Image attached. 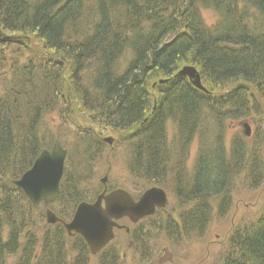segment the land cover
<instances>
[{
  "label": "trees",
  "instance_id": "obj_1",
  "mask_svg": "<svg viewBox=\"0 0 264 264\" xmlns=\"http://www.w3.org/2000/svg\"><path fill=\"white\" fill-rule=\"evenodd\" d=\"M202 11L213 13L211 26ZM13 48L32 55L16 80L2 86L0 78V264H86L89 257L79 236L66 251L58 225L37 236L38 209L12 184L61 138L39 133L51 113L76 114L73 124L91 116L96 127L120 134L116 143L131 152L127 167L141 175L140 190L172 185L174 201L182 191L177 206L188 208L177 227L185 237H203L214 216H227L236 180L247 188L264 183L262 139L252 148L243 134L229 147L224 140L226 122L264 114V0H0V74L19 69ZM185 65L198 71L206 92L176 75ZM102 133L88 127L79 136L92 155L72 175L65 167L57 204L71 207L62 218L84 199L80 181L90 172L86 163L105 152ZM166 225L167 234L176 226ZM234 227L218 264H264V209ZM109 248L104 264H118Z\"/></svg>",
  "mask_w": 264,
  "mask_h": 264
},
{
  "label": "rangeland",
  "instance_id": "obj_2",
  "mask_svg": "<svg viewBox=\"0 0 264 264\" xmlns=\"http://www.w3.org/2000/svg\"><path fill=\"white\" fill-rule=\"evenodd\" d=\"M201 13L204 23L211 26L215 21L213 13L211 11H202ZM38 50L40 49L38 48ZM11 51L19 55L17 61L20 66L17 70L13 68V70L9 69L1 72L0 78L2 77V86L5 84L4 78L6 81H9L11 78H13L12 80H16L21 75L20 69L23 65L28 63L30 56L32 55L30 54V51L25 49L20 50L18 48H13ZM2 74H5V76H2ZM59 116L60 115L57 112L46 115L43 118V121L39 124V133L41 132L44 137H48L50 133L54 136L61 137L60 144L65 147L66 150L68 149L70 151L69 155L67 153L68 159L66 157V168L70 175H72L73 169L76 168L78 160L83 162L88 156L85 155L83 150L84 144H82L78 138V136L84 131H87L88 127L91 128L94 133L95 130L102 131L104 137L109 136L115 140L112 147L107 146L109 148L106 147L105 152L100 157H97V161H88L86 163L88 164L86 167L90 166V168H88L90 169V172H87V175L80 181V187L85 188L81 191L84 199L91 200L94 198L96 193L102 188L100 179L104 175H106V186L110 189L123 188L133 194L139 192L138 186L143 183V179L140 174L129 171L127 167V154H131V152L127 151L125 144L116 143L119 135L101 130L100 127H96L91 116L88 121H78L79 123L76 125L73 124L76 123L78 119L76 114H73L71 118L68 117L67 120H63V118ZM244 121L248 123L250 131V136L246 137V145L252 148V142L256 138L258 142L259 138L262 139V151L264 154V114L261 116H255V118L251 117L245 119ZM225 129L224 140L228 147L231 139L234 136L241 137L244 130L241 123L235 121L226 122ZM172 133V127L168 126V138L172 136ZM87 140L92 139L87 138ZM196 148L197 139H195L190 146V152L187 158L188 168H191L194 163ZM88 157H90V155ZM83 174H85V172ZM240 179L242 180L241 177ZM168 193H170V191ZM69 206L71 207V205L64 201L63 203H60V205L57 204V209L54 207L53 211L57 214H66L70 210ZM177 207L175 201L169 199L166 208L167 213H158L140 221L136 225H131L127 221L121 222L123 225L127 226L131 232L135 229L139 230L138 233L141 238H137L136 240L135 237H129L123 230L116 231L114 240L109 244V249L110 251H113L117 263L218 264L221 255L225 250V241L228 234L231 232L232 227L235 226L234 228H236L237 223L248 225L254 222L257 219L259 212L264 209V183L256 188H247L236 180L234 188L232 189L231 204L227 216L220 218L214 216L213 221L209 224L203 237L189 234L188 237H190L185 238V236L181 235L178 231L177 225L172 227V229H174L171 230L169 234H167V232H162V228L166 223L170 222L167 219L171 218L166 217L172 212V210H175L173 216L177 215L178 221H180V216H183L186 213L187 210L185 208L181 209ZM34 217L38 219V221L36 220L38 223L36 234L41 237L47 227L44 220L43 210L39 209L38 213L34 214ZM64 219H67V215ZM67 238L66 250L70 253L69 247L72 246L73 239L69 237ZM186 241L187 243H185ZM99 258V255L90 256V258H87L86 264H99ZM11 264H13L12 261Z\"/></svg>",
  "mask_w": 264,
  "mask_h": 264
},
{
  "label": "water",
  "instance_id": "obj_3",
  "mask_svg": "<svg viewBox=\"0 0 264 264\" xmlns=\"http://www.w3.org/2000/svg\"><path fill=\"white\" fill-rule=\"evenodd\" d=\"M3 40H8V37H3ZM176 75L186 76L195 88L206 92L201 85L199 73L193 66H183ZM243 127L245 134L248 135V124L244 123ZM104 140L108 143L112 142L111 137H106ZM65 156L66 151L57 140H54L50 150H42L31 167L18 180L13 181L35 208L40 201L47 204L57 198ZM165 204L166 194L158 187L146 189L137 200H134L124 189H115L107 194H99L93 203H79L71 220L63 223V226L67 234L80 235L89 251L95 254L112 240L113 228L119 227L117 220L127 217L130 221L137 222L153 214L155 208H163ZM46 221L54 223L59 219L47 210Z\"/></svg>",
  "mask_w": 264,
  "mask_h": 264
},
{
  "label": "flooded vegetation",
  "instance_id": "obj_4",
  "mask_svg": "<svg viewBox=\"0 0 264 264\" xmlns=\"http://www.w3.org/2000/svg\"><path fill=\"white\" fill-rule=\"evenodd\" d=\"M100 140L103 142V143H105L106 144V141L104 140V138H102V137H100ZM89 149H90V147H89ZM189 152H190V147H189ZM189 152L187 153V156H189ZM99 156H101V155H99ZM188 158V157H187ZM187 158H186V160H185V167H186V170H184L183 171V173L184 174H186V175H188L189 173H190V171L187 169ZM106 176V175H105ZM105 176H103L101 179H100V183L102 184V188L98 191V193H96V195L94 196V198L93 199H91V200H87V199H83L82 201H87L88 203L90 202V203H92V202H94L95 200H96V197L99 195V194H101V193H105V194H107L108 192H110V191H112V190H114V189H116V188H108L107 186H106V177ZM185 178V177H184ZM188 177H186L185 178V180L187 179ZM163 189H164V192L165 193H167L168 194V192H169V189L167 188V187H162ZM142 193V192H141ZM141 193L136 197V196H134V198L133 199H137L140 195H141ZM166 194V195H167ZM183 194V192L182 191H176V200H175V203H176V206H177V200L179 199V196H181ZM168 197V196H167ZM185 197V196H184ZM56 205H57V203H55V202H53V203H51V204H45L43 201H40L39 202V204H38V207H40V206H43L44 207V209H45V212H44V220H46V211L47 210H50L57 218H59V220L61 221L63 218H61V214H57L55 211H53V209H54V207L56 208ZM59 205V204H58ZM76 205V204H75ZM74 205V206H75ZM192 206V205H191ZM167 207V206H166ZM166 207L165 208H163V209H157L156 208V210H155V212H154V215H156V214H158V213H167V211H166ZM184 207H185V205H184ZM184 207H177V208H181V209H183ZM74 208V207H73ZM187 208L188 207H186L185 209L187 210ZM57 209V208H56ZM175 210H172V212L170 213V214H168V216L166 217V218H171V219H167V220H169L170 222H168V223H166L167 225L166 226H170V224H171V222H172V224L173 225H177V223H182V221H184V218H182V215L180 216V221H178V216L176 215V216H173V214L175 213L174 212ZM149 217H151V216H148V217H146V218H149ZM68 218V217H67ZM146 218H143L142 220H144V219H146ZM70 219V217L68 218V219H66V220H69ZM65 220V219H64ZM142 220H140V221H142ZM124 221H127L129 224H131V225H136L137 223H139L140 221H138V222H136V223H133V222H131L128 218H126V217H123V218H121L120 220H118V226H119V229H116V230H123L129 237H135L136 238V240H137V238H141V236H139V233H138V231L139 230H137V229H135L133 232H131L130 231V229L127 227V226H125V225H123L121 222H124ZM47 225V224H46ZM52 225H54V226H57L58 225V227H61V228H63V226H62V222H56L55 224H51V226ZM174 229V228H173ZM172 228H169V230L168 231H170L171 232V230H173ZM75 237L76 236H74L73 237V244H72V246L70 247L73 251H74V247H77L76 245H77V241L75 240ZM190 237V236H189ZM188 237V234L186 235V237L185 238H189ZM185 243H187V241L185 242ZM86 246V245H85ZM87 250H88V253H90L89 254V258H90V256L92 257V255H94V256H97V255H99L100 256V261H99V264H104V263H106V257H107V253H105V252H103V250L101 251V252H96L95 254H92L90 251H89V249L87 248ZM67 251V250H66ZM68 252V251H67ZM76 252V251H75ZM69 254H71V251H70V253ZM72 254H73V252H72ZM102 256H101V255ZM123 257H124V255H123Z\"/></svg>",
  "mask_w": 264,
  "mask_h": 264
},
{
  "label": "bare ground",
  "instance_id": "obj_5",
  "mask_svg": "<svg viewBox=\"0 0 264 264\" xmlns=\"http://www.w3.org/2000/svg\"><path fill=\"white\" fill-rule=\"evenodd\" d=\"M84 137L85 138H91L92 139V135H89V134H84ZM89 155L91 154L92 155V151L90 149H86L85 150ZM216 203V202H215ZM190 205H192V203H190Z\"/></svg>",
  "mask_w": 264,
  "mask_h": 264
}]
</instances>
